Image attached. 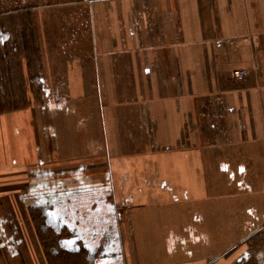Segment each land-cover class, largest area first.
Wrapping results in <instances>:
<instances>
[{
    "label": "crops",
    "instance_id": "obj_1",
    "mask_svg": "<svg viewBox=\"0 0 264 264\" xmlns=\"http://www.w3.org/2000/svg\"><path fill=\"white\" fill-rule=\"evenodd\" d=\"M100 2L54 102L0 112V264L81 204L111 220L92 264H264V0Z\"/></svg>",
    "mask_w": 264,
    "mask_h": 264
},
{
    "label": "rangeland",
    "instance_id": "obj_2",
    "mask_svg": "<svg viewBox=\"0 0 264 264\" xmlns=\"http://www.w3.org/2000/svg\"><path fill=\"white\" fill-rule=\"evenodd\" d=\"M100 1L0 0V31L8 32V39L0 47L3 57V61L0 60V75L3 77L0 83L1 107L40 106L48 103L49 99L54 102V54L64 52L62 55L65 57L66 44L72 39L71 35L83 37V30L86 32L88 29L85 26L88 9L102 3ZM26 36L31 40L24 50ZM58 80L60 88L57 93L64 96V79ZM30 212L32 221L27 218L26 223L32 230L27 235V242L31 245L35 239V243L42 248L39 253L42 264H87L82 254L52 253L57 243L56 236L45 232L38 214ZM251 224L257 228V223Z\"/></svg>",
    "mask_w": 264,
    "mask_h": 264
},
{
    "label": "flooded vegetation",
    "instance_id": "obj_3",
    "mask_svg": "<svg viewBox=\"0 0 264 264\" xmlns=\"http://www.w3.org/2000/svg\"><path fill=\"white\" fill-rule=\"evenodd\" d=\"M69 210H71V213H74L73 216L79 220H77V225L75 228L72 229V231L75 233L74 236L66 238H59L56 239V246L52 248V253L55 255L59 254H65V255H71L72 254H82L85 259H89L90 257H93L95 260L96 257V248H89L88 243L83 241L81 244L77 245L78 239H84L86 238V235L88 232L93 235V238L98 242L102 239V236L105 234V232L108 230L109 225L111 224V220L103 219V217H93L90 216L91 214L89 207L86 205H80L74 210V206L68 205L67 207ZM60 211L65 213L66 209L58 208ZM44 211L46 212L47 217H51L53 225H54V206H52L50 209L49 207H45ZM97 216H100L97 214ZM56 223L60 225L61 227L68 228L72 226L68 220L62 221L56 218ZM58 227V226H57ZM58 230V229H57ZM58 233V231H57ZM88 236V235H87ZM72 242H75V244L72 245ZM63 245V248H59L58 245ZM71 245V246H70ZM66 247H71L72 251H67ZM62 249V250H60ZM89 249V250H88ZM86 251V253H85Z\"/></svg>",
    "mask_w": 264,
    "mask_h": 264
},
{
    "label": "trees",
    "instance_id": "obj_4",
    "mask_svg": "<svg viewBox=\"0 0 264 264\" xmlns=\"http://www.w3.org/2000/svg\"><path fill=\"white\" fill-rule=\"evenodd\" d=\"M25 31H26V27L24 25L23 27V33L25 34ZM0 35H1V40H0V47H2L1 44H3V42L8 39V32H3V31H0ZM31 40V38L29 37H24V50H25V47H27V42H29ZM0 60L3 61V57L0 55ZM2 75H0V83L3 82L2 81ZM36 78V81H39L37 77ZM2 106V105H1ZM0 106V112H4V111H7L5 110L3 107ZM86 263L87 264H92L93 261H94V258L93 257H90L89 259H85Z\"/></svg>",
    "mask_w": 264,
    "mask_h": 264
},
{
    "label": "built area",
    "instance_id": "obj_5",
    "mask_svg": "<svg viewBox=\"0 0 264 264\" xmlns=\"http://www.w3.org/2000/svg\"><path fill=\"white\" fill-rule=\"evenodd\" d=\"M246 72H247L246 69H235L233 71V75L240 77L246 74Z\"/></svg>",
    "mask_w": 264,
    "mask_h": 264
}]
</instances>
